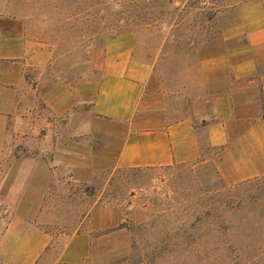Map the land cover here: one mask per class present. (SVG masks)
<instances>
[{
	"label": "rangeland",
	"instance_id": "374dc122",
	"mask_svg": "<svg viewBox=\"0 0 264 264\" xmlns=\"http://www.w3.org/2000/svg\"><path fill=\"white\" fill-rule=\"evenodd\" d=\"M226 8L224 0H0L3 19L19 18L29 37L53 48L48 66L25 73L22 118L13 131L15 169L29 174L15 176L12 207L0 197V234L10 216L29 213L55 236L51 248L58 251L91 206L103 203L113 225L99 242L110 252L103 263L264 264V175L229 185L208 152L170 166L89 172L71 152H83L89 141L98 150L105 139L106 124H97L99 131L89 124L91 97L56 116L41 95L57 84L73 90L80 81L100 80L107 38L131 33L181 111L185 59L234 20ZM42 182L44 207L26 208L28 199L41 200L35 190Z\"/></svg>",
	"mask_w": 264,
	"mask_h": 264
},
{
	"label": "crops",
	"instance_id": "0c3cea01",
	"mask_svg": "<svg viewBox=\"0 0 264 264\" xmlns=\"http://www.w3.org/2000/svg\"><path fill=\"white\" fill-rule=\"evenodd\" d=\"M224 1L225 11L235 18L221 27L218 39L186 57L179 79L178 93L185 102L181 111L175 110L154 63L138 55L131 33L107 38L100 80L80 81L73 90L57 84L41 94L56 116L79 98L91 97L89 124L98 131L97 124L107 125L100 149L89 141L81 144L83 152H71L80 167L92 172L111 165L170 166L199 160L208 152L229 185L264 175V0ZM5 16L0 15V197L9 205L8 195L17 190L15 176L29 174L15 169L13 131L22 118L25 73L48 66L53 48L29 37L19 18L6 21ZM35 192L41 200H25L26 208L44 207L45 183H38ZM108 211L103 203L93 204L82 228L58 251L51 248L55 236L34 216H10L0 234V261L108 264L101 258L109 255V248L99 245L111 234Z\"/></svg>",
	"mask_w": 264,
	"mask_h": 264
}]
</instances>
